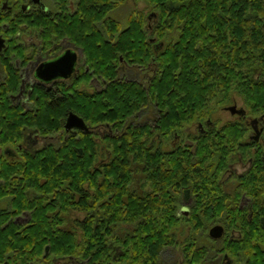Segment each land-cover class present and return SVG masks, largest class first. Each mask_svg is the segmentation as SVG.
Segmentation results:
<instances>
[{
	"label": "flooded vegetation",
	"instance_id": "obj_1",
	"mask_svg": "<svg viewBox=\"0 0 264 264\" xmlns=\"http://www.w3.org/2000/svg\"><path fill=\"white\" fill-rule=\"evenodd\" d=\"M128 1L119 0L94 22L92 6H105L107 0H0V231L6 230L2 236L8 245L18 236L23 244L21 255L1 251L0 264H253L248 253L264 246V240L246 232L243 239L241 232L249 227L264 231L263 225L233 219L237 214L250 221L259 213L241 187L244 174L260 170L264 193V111L237 107L233 94L220 106L231 119L220 121L212 114L166 129L157 123L161 108L150 97L112 123H92L70 109L69 99L91 103L94 92L116 79L141 82V75L148 80L155 74L153 61L141 66L123 53L110 62L101 57L120 34L104 30L107 22L123 27L127 15L122 21L114 15ZM130 1L127 14L139 12L136 0ZM144 15L146 41L158 52L165 41L151 32L154 12L148 9ZM134 35L138 41L139 33ZM112 67V80L97 73ZM229 106L242 111L231 113ZM70 113L83 120L84 128H65ZM131 129L139 143L126 145ZM71 141L76 142L69 148ZM64 146L71 155L62 156ZM50 150L54 163L48 162ZM115 155L122 170L117 180L108 173ZM33 161L43 167L39 184L48 181L51 165L55 173L86 164L85 191L27 187V207L20 208L14 190L23 188L28 176L16 175L12 167ZM62 178V188L70 189ZM36 219L45 231L69 233L79 244L84 229L83 246L73 254H57L45 244L31 255L28 245L45 236H32Z\"/></svg>",
	"mask_w": 264,
	"mask_h": 264
},
{
	"label": "trees",
	"instance_id": "obj_2",
	"mask_svg": "<svg viewBox=\"0 0 264 264\" xmlns=\"http://www.w3.org/2000/svg\"><path fill=\"white\" fill-rule=\"evenodd\" d=\"M118 1L107 0L105 6L93 5V21L104 19L106 13ZM144 1L155 15L151 32L165 41L162 49L158 52L151 51L146 41L145 15L143 11H139L127 14L123 27L112 20L107 22L104 30L120 31V34L115 38L114 43L108 44L107 54H103L104 49L101 57L106 56L109 61L112 57L116 58L117 55L123 53L125 58H131V62L139 63L141 66H146L153 61L155 74L145 83L116 79L101 92H94L91 103L83 99L77 100L74 104L69 99L68 103L71 104L72 111L92 123L99 121L112 123L130 116L146 102L147 97H150L161 108L157 123L161 128L166 129H177L184 124L192 125L212 116L215 105L227 102L233 94L240 97L249 112L264 111V0ZM85 10L86 6L83 2V12ZM87 30L97 32L95 28H87ZM135 33H139V42L135 38ZM117 39L124 43L120 41L117 43ZM103 45L96 46L99 48L97 50H102L100 48ZM97 73L103 77L108 76V80L113 79V67L108 72L99 70ZM15 90L13 86L12 91ZM76 95L81 96V93ZM62 109L58 108L60 111ZM49 110L53 109L50 107L47 111ZM44 111L46 112V109ZM120 123L122 124V121ZM235 126L240 127V125ZM56 129L58 126L54 128ZM134 134L135 132L131 129L123 141L124 144L137 143L138 140H134ZM75 142H67V146L70 148ZM93 144L94 142L92 151L94 150ZM68 147L62 148L63 157L67 154L71 155ZM46 154L48 162L54 163L56 157H54L53 150ZM124 156L127 160L126 150ZM113 159L116 161L108 164V173L113 175L114 180H117L122 170L117 165L119 157L115 155ZM85 160L88 161V159ZM17 164L12 167V172L16 170V175L28 176L24 179L26 185L23 188L13 189L20 208L27 207L28 197L23 193L27 187L33 192L74 190L82 193L85 191L83 183L87 175V165L84 163L83 166L79 162L73 167L64 166L55 173L51 165V175L44 184H39L38 181L43 167L37 162L33 161L32 166L27 165L25 168H22V165L16 166ZM252 172L243 175L241 191L252 195L253 210L259 213L254 214L250 221L246 216L237 214L233 216V219L237 224L264 226L263 175L260 170L253 169ZM60 176H64L70 189L62 188L64 183L61 182L63 178ZM246 177H251V179ZM43 186H45L44 189ZM66 199H68L67 196ZM37 207L40 206L37 205ZM35 223L31 228L32 236L34 238H41L43 234L45 236L39 244L28 245L31 255L40 253L45 244L49 245L51 252L73 254L76 247L83 246V241L87 236V232L82 229V242L79 244L69 233H51L45 231L37 219ZM244 229L241 231L243 239L247 237L244 234L246 232L251 235L252 239L264 240V231H261V228ZM4 232L6 230L0 231V252L11 249L12 254L21 255L22 237L14 238L11 245H8L5 236H2L5 235ZM248 256L251 257L253 264H264L262 260L264 259V246L249 252Z\"/></svg>",
	"mask_w": 264,
	"mask_h": 264
},
{
	"label": "rangeland",
	"instance_id": "obj_3",
	"mask_svg": "<svg viewBox=\"0 0 264 264\" xmlns=\"http://www.w3.org/2000/svg\"><path fill=\"white\" fill-rule=\"evenodd\" d=\"M132 6V3L131 1L129 0L125 6L122 5L120 6L117 11L115 12V17H117L119 20H123V18L127 15V12L130 10V7ZM147 4L144 2V0H136V9L139 10V11H143L145 13L148 12V8L146 7ZM149 76V75H148ZM142 78V79H141ZM141 82L145 83L147 79L146 77H143V75H141ZM234 97V100L236 101V105L237 107H243L244 104L242 103V100L237 97V96H233ZM223 104V103H222ZM222 104H218V105H215V108H214V111H213V114L217 115L218 117H220V121H224L226 119H231V115L225 111V109H223L222 107H220ZM227 104V103H225ZM224 104V105H225Z\"/></svg>",
	"mask_w": 264,
	"mask_h": 264
},
{
	"label": "water",
	"instance_id": "obj_4",
	"mask_svg": "<svg viewBox=\"0 0 264 264\" xmlns=\"http://www.w3.org/2000/svg\"><path fill=\"white\" fill-rule=\"evenodd\" d=\"M228 109L231 111V113L233 112H241L242 109H237L235 106H229ZM84 123L83 120L81 118H79L78 116H76L73 113H70L66 119L65 122V128H70V127H77V128H84ZM215 229H219V227H215L213 230ZM215 232H217V230H215Z\"/></svg>",
	"mask_w": 264,
	"mask_h": 264
}]
</instances>
